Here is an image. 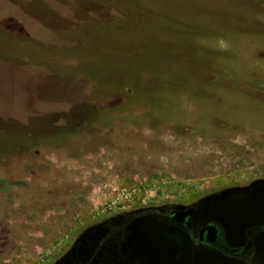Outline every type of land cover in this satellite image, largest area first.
Instances as JSON below:
<instances>
[{"label": "rangeland", "instance_id": "1", "mask_svg": "<svg viewBox=\"0 0 264 264\" xmlns=\"http://www.w3.org/2000/svg\"><path fill=\"white\" fill-rule=\"evenodd\" d=\"M259 180L264 0H0V264L164 203L221 216Z\"/></svg>", "mask_w": 264, "mask_h": 264}, {"label": "flooded vegetation", "instance_id": "2", "mask_svg": "<svg viewBox=\"0 0 264 264\" xmlns=\"http://www.w3.org/2000/svg\"><path fill=\"white\" fill-rule=\"evenodd\" d=\"M253 191L223 197L235 202L224 207L229 210L224 218L208 214L207 202L164 203L114 217L109 233L118 236V252L141 264H264V193L250 197ZM218 201L211 200L216 212L222 211Z\"/></svg>", "mask_w": 264, "mask_h": 264}, {"label": "water", "instance_id": "3", "mask_svg": "<svg viewBox=\"0 0 264 264\" xmlns=\"http://www.w3.org/2000/svg\"><path fill=\"white\" fill-rule=\"evenodd\" d=\"M263 185L264 180L255 181L249 186L234 189L227 195L224 194V197L231 195L233 192H244V190L252 188H254L253 192L259 191L258 193H264V189H257ZM252 193L250 194V197L254 196ZM224 210L225 208L221 211L222 215H219L222 218L226 217L225 215L228 214L225 213ZM104 227L105 224H102L99 227L91 228L85 232L75 245L72 252L57 264H115L113 258L116 257L119 252L116 248V242L107 236V234H109V229H105ZM215 227V225H212L210 228L215 229ZM101 243H103V246Z\"/></svg>", "mask_w": 264, "mask_h": 264}, {"label": "built area", "instance_id": "4", "mask_svg": "<svg viewBox=\"0 0 264 264\" xmlns=\"http://www.w3.org/2000/svg\"><path fill=\"white\" fill-rule=\"evenodd\" d=\"M137 194V189H133L129 193L122 192L121 194L114 196L106 205L105 212H110L116 208H122L126 201L131 200Z\"/></svg>", "mask_w": 264, "mask_h": 264}]
</instances>
